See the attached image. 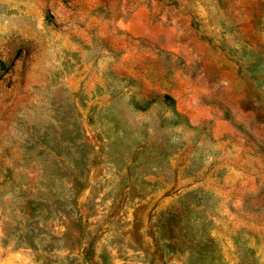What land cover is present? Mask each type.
<instances>
[{
  "label": "rangeland",
  "instance_id": "obj_1",
  "mask_svg": "<svg viewBox=\"0 0 264 264\" xmlns=\"http://www.w3.org/2000/svg\"><path fill=\"white\" fill-rule=\"evenodd\" d=\"M0 264H264V0H0Z\"/></svg>",
  "mask_w": 264,
  "mask_h": 264
}]
</instances>
